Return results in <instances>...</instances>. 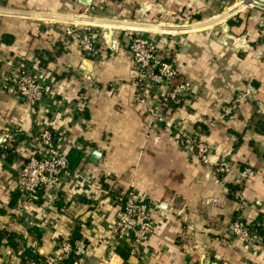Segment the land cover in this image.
Instances as JSON below:
<instances>
[{"label":"crops","instance_id":"obj_1","mask_svg":"<svg viewBox=\"0 0 264 264\" xmlns=\"http://www.w3.org/2000/svg\"><path fill=\"white\" fill-rule=\"evenodd\" d=\"M231 1L237 0H94L89 16L107 38L123 22L168 53L192 86L172 120L188 134H202L213 165L230 164L229 173L218 176L153 123L148 109L154 101L139 98L136 65L120 30L112 36L116 49L106 38L94 61L64 34L70 19L87 9L78 0H0V151L10 155H0V231L25 241L43 259L58 254L59 243L77 231L93 247L81 264H264V241L248 245L231 231L238 219L264 230V10L229 16L246 6L239 3L216 17ZM20 61L36 65L63 102L55 108L53 129L65 132L61 148L89 182L43 191L23 210L12 177L50 118L3 91L4 77ZM224 106L232 108L228 117ZM76 107L79 119L71 123ZM246 168L256 176L243 185L244 202H238L233 192ZM130 189L153 208L156 229L125 259L116 247L114 196ZM0 264H20L5 240Z\"/></svg>","mask_w":264,"mask_h":264},{"label":"built area","instance_id":"obj_2","mask_svg":"<svg viewBox=\"0 0 264 264\" xmlns=\"http://www.w3.org/2000/svg\"><path fill=\"white\" fill-rule=\"evenodd\" d=\"M97 1L103 4L109 2V0ZM239 3L244 2L239 1ZM92 5L87 7L83 14L70 19V22L65 25V36L77 43L79 50L86 58L96 61L100 58L102 41L108 39L109 48L116 49L118 42L112 40V36L114 31L120 30L136 65V87L139 98L145 96L154 101V106L148 109L153 123L174 136L181 149L197 162L203 166L211 167L218 176L228 174L230 169L228 162L218 165L211 163V148L202 140V134L199 132L188 134L177 122L172 120V114L183 102L182 96L190 93L192 86L184 79L176 84L181 76L169 61L168 53L161 52L153 41H149L145 37V33L134 28L124 27L128 24L123 22H119L117 27L110 31L111 34L107 38V34L101 32L104 29L103 26L89 20L90 14L94 11ZM248 6L252 5H246L229 16H236ZM191 26L192 24L178 25L173 29H189ZM161 28L166 29L165 27ZM173 32L169 33L172 40L176 38L175 34L177 33ZM259 33L264 38V22L260 23ZM2 89L10 95L21 96L37 114H46L50 118L49 124L40 128L33 136L30 154L12 177L21 193L20 210L36 200L38 194L43 191L56 190L65 185L83 184L89 187V182H85L82 175L71 168L68 156L61 148L66 136L65 132L53 129L52 121L55 116V108L64 104L63 102L58 104V96L53 86L47 80L39 77L36 65L20 61L4 77ZM231 113V107H222L223 116L228 117ZM70 114L72 116L70 122L73 123L79 119L80 110L77 107L72 108ZM255 176V171L250 168L239 173V183H236L238 187L233 192L235 200L244 202L241 189ZM114 200L119 208V215L115 223L116 247L137 251L145 246L155 233L156 223L153 208L146 200L140 198L134 189L128 190L117 198L114 197ZM2 208L3 205L0 203V209ZM231 231L237 239L245 244L251 245L259 242L244 220L238 219L233 222ZM92 252L93 247L84 240L75 241L73 244L69 240H63L59 243V253L44 259L42 264H61L72 254L77 258L73 264H81ZM200 264L225 263L218 259H212L204 260Z\"/></svg>","mask_w":264,"mask_h":264},{"label":"trees","instance_id":"obj_3","mask_svg":"<svg viewBox=\"0 0 264 264\" xmlns=\"http://www.w3.org/2000/svg\"><path fill=\"white\" fill-rule=\"evenodd\" d=\"M181 79L182 78L180 77V79L176 81V84H179L181 82ZM0 155L10 156L8 151H0ZM42 193L43 192H40L38 194L37 199L34 200L35 202L39 201V198L41 197ZM18 196L19 194L17 193L13 197L14 203L17 201ZM119 196L120 195H116L114 197L117 198ZM248 227L250 231L252 232V234L256 238L259 239V242L262 240L264 241V230L262 229L261 226L249 225ZM3 240L6 241V246L11 248L18 255V257H20V264H29L31 262L35 264H42V262L44 261L43 258L39 257L37 254L32 252V250L29 247H27V244L25 241L21 240L17 236L7 234L5 232L0 231V243ZM78 240H79V235L77 234V231H76L72 235V237L69 239V242L73 244L75 241H78ZM117 252L125 259L131 254V251L129 248L118 247ZM76 260L77 258L72 254L61 264H73Z\"/></svg>","mask_w":264,"mask_h":264},{"label":"water","instance_id":"obj_4","mask_svg":"<svg viewBox=\"0 0 264 264\" xmlns=\"http://www.w3.org/2000/svg\"><path fill=\"white\" fill-rule=\"evenodd\" d=\"M78 1L87 8L93 4L94 0H78ZM238 1H241L244 3L247 2L246 5H252L258 9L264 10V2H260L259 0H238ZM222 29H223L224 34H228L230 31V26L228 25V23H225L223 24Z\"/></svg>","mask_w":264,"mask_h":264},{"label":"rangeland","instance_id":"obj_5","mask_svg":"<svg viewBox=\"0 0 264 264\" xmlns=\"http://www.w3.org/2000/svg\"><path fill=\"white\" fill-rule=\"evenodd\" d=\"M262 1H264V0H262ZM237 4H239V1H231V4L229 6L225 5L224 10L222 11V13L219 14L218 16H216V17H219L221 15L224 16L226 11H227L226 14H228L230 11H232L236 7ZM246 8L247 9H243L241 12L244 13V12H249L250 10H256V7H253V6H248Z\"/></svg>","mask_w":264,"mask_h":264},{"label":"bare ground","instance_id":"obj_6","mask_svg":"<svg viewBox=\"0 0 264 264\" xmlns=\"http://www.w3.org/2000/svg\"><path fill=\"white\" fill-rule=\"evenodd\" d=\"M247 4V2H245Z\"/></svg>","mask_w":264,"mask_h":264}]
</instances>
